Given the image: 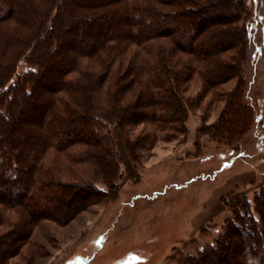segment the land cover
I'll list each match as a JSON object with an SVG mask.
<instances>
[{
  "label": "trees",
  "instance_id": "trees-1",
  "mask_svg": "<svg viewBox=\"0 0 264 264\" xmlns=\"http://www.w3.org/2000/svg\"><path fill=\"white\" fill-rule=\"evenodd\" d=\"M245 9V0H0V264L36 250L42 222L68 224L116 197L115 129L135 161L186 134L192 82L202 97L236 81L199 132L233 140L249 130ZM225 201L233 216L211 243L176 253L178 264H264V187Z\"/></svg>",
  "mask_w": 264,
  "mask_h": 264
},
{
  "label": "rangeland",
  "instance_id": "rangeland-1",
  "mask_svg": "<svg viewBox=\"0 0 264 264\" xmlns=\"http://www.w3.org/2000/svg\"><path fill=\"white\" fill-rule=\"evenodd\" d=\"M245 1L243 20L250 37L243 62L244 100L253 111L249 130L233 140L199 132L201 125L218 119L226 106L223 94L236 81L221 85L218 95L202 97L200 82H192L186 134L139 150L135 161L115 129L123 173L116 197L92 205L68 224L42 222L32 236L38 248L9 264H178L176 253H193L211 243L233 216L226 199L236 192L252 199L264 187V178L255 185L234 184L241 171L252 168L249 163L264 160V0Z\"/></svg>",
  "mask_w": 264,
  "mask_h": 264
},
{
  "label": "crops",
  "instance_id": "crops-1",
  "mask_svg": "<svg viewBox=\"0 0 264 264\" xmlns=\"http://www.w3.org/2000/svg\"><path fill=\"white\" fill-rule=\"evenodd\" d=\"M253 164L252 168H249L247 170L241 171L236 177H235V187L238 188L244 187V186H250L255 185L258 181L263 180L264 178V160L263 159H257V161ZM261 186V185H259ZM234 187V189H235Z\"/></svg>",
  "mask_w": 264,
  "mask_h": 264
}]
</instances>
